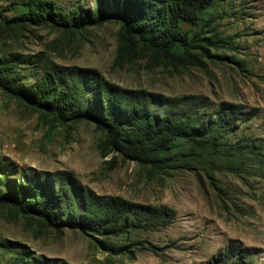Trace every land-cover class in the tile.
I'll use <instances>...</instances> for the list:
<instances>
[{
  "label": "rangeland",
  "instance_id": "rangeland-1",
  "mask_svg": "<svg viewBox=\"0 0 264 264\" xmlns=\"http://www.w3.org/2000/svg\"><path fill=\"white\" fill-rule=\"evenodd\" d=\"M213 1L215 26L230 44L211 50L203 66L183 69L117 21L64 27L25 20L38 4L87 17L97 13V0H0V193L15 189L25 171L54 189L55 177L65 176L79 195L121 198L156 218L160 209L173 211L152 230L107 240L121 248L113 253L92 232L0 204V264H264V0ZM44 62L97 72L163 106L185 100L205 120L232 109L242 118L229 141L245 148L242 158L206 155L189 170L151 173L93 123L62 125L3 88L10 81L30 94Z\"/></svg>",
  "mask_w": 264,
  "mask_h": 264
},
{
  "label": "trees",
  "instance_id": "trees-1",
  "mask_svg": "<svg viewBox=\"0 0 264 264\" xmlns=\"http://www.w3.org/2000/svg\"><path fill=\"white\" fill-rule=\"evenodd\" d=\"M214 5L213 0H97V13L88 12L84 17L77 13L64 15L50 4H38L36 14L25 20L64 27H77L85 21L96 22L95 19L117 21L126 30H136L148 47L172 65L187 69L203 66V60L212 57L211 50L225 49L230 44L215 26ZM183 26L191 28L184 30ZM2 85L62 125L93 123L107 135L115 150L154 174L189 170L206 155L229 154L241 159L245 150L229 141L233 122L242 118L240 113L222 109L216 120H205L201 111L188 107L185 100L163 106L150 93L122 89L97 72L44 62L30 94L19 92L10 81ZM55 179L60 185L54 189L48 178L21 171L16 188L0 193V204L9 203L17 210L34 212L43 220L55 217L70 228L92 232L105 238L103 246L113 253L121 248L117 250L107 240L135 229L152 230L155 219L163 220L169 212L173 214L160 209L161 217L156 218L121 198L101 199L90 191L79 195L65 176L57 175ZM15 264L21 261L17 259Z\"/></svg>",
  "mask_w": 264,
  "mask_h": 264
}]
</instances>
